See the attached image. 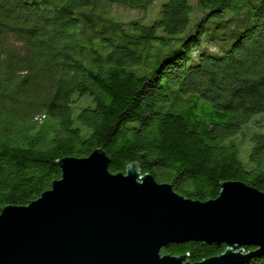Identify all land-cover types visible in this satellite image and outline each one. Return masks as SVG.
Returning <instances> with one entry per match:
<instances>
[{
    "label": "trees",
    "instance_id": "16d2710c",
    "mask_svg": "<svg viewBox=\"0 0 264 264\" xmlns=\"http://www.w3.org/2000/svg\"><path fill=\"white\" fill-rule=\"evenodd\" d=\"M52 1L0 0V212L50 188L57 159L98 147L111 172L136 162L187 198H214L225 180L264 192L261 121L249 150L235 140L264 111V0H196L191 33L190 0H165L151 25L107 23L93 9L153 0ZM175 40L150 67V50ZM224 249L189 241L161 253L197 262ZM237 264H264V254Z\"/></svg>",
    "mask_w": 264,
    "mask_h": 264
},
{
    "label": "water",
    "instance_id": "95a60500",
    "mask_svg": "<svg viewBox=\"0 0 264 264\" xmlns=\"http://www.w3.org/2000/svg\"><path fill=\"white\" fill-rule=\"evenodd\" d=\"M55 162L61 175L50 188L1 209L0 264H237L264 254V192L240 180L220 182L218 195L201 201L136 162L111 172L101 147ZM189 241L225 249L197 262L161 253Z\"/></svg>",
    "mask_w": 264,
    "mask_h": 264
},
{
    "label": "rangeland",
    "instance_id": "374dc122",
    "mask_svg": "<svg viewBox=\"0 0 264 264\" xmlns=\"http://www.w3.org/2000/svg\"><path fill=\"white\" fill-rule=\"evenodd\" d=\"M164 1L165 0H153V3L146 10L127 7L121 3H114L109 6L105 2L104 3L97 2L93 11L95 14H99L102 17H104L107 23H109L110 21L125 22L128 20L143 18L144 24L151 25L160 17V10ZM66 2L67 0H53L52 2H50L51 4L50 7L60 8ZM190 2L193 6V9L190 14V23H189L188 31L191 33L193 31L192 29L193 25L196 23V21L199 18V12L195 5L196 0H190ZM90 8H86V9H90ZM161 32H162L161 29H158V33ZM157 46L160 47H158V49L155 50L153 49L150 50L149 60H148V62L150 63L149 64L150 67H156L158 61H160V56H162L161 54L166 52H171L173 49L179 48L181 46V40H175L172 42H168L166 44L157 43ZM144 56H148V49L145 50ZM156 60L158 61L155 62ZM250 121L251 122L246 124V126L242 128L241 132L236 134L235 136V140L237 141L239 148L243 152L246 151V149L249 150L251 148V142L248 141V138L250 133L255 130L256 122L254 123V121H261L262 124V126L256 128L255 132L264 133V111L253 115L250 118Z\"/></svg>",
    "mask_w": 264,
    "mask_h": 264
}]
</instances>
